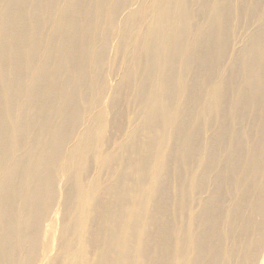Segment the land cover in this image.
I'll return each mask as SVG.
<instances>
[{
  "label": "bare ground",
  "instance_id": "1",
  "mask_svg": "<svg viewBox=\"0 0 264 264\" xmlns=\"http://www.w3.org/2000/svg\"><path fill=\"white\" fill-rule=\"evenodd\" d=\"M260 255L264 0H0V264Z\"/></svg>",
  "mask_w": 264,
  "mask_h": 264
},
{
  "label": "rangeland",
  "instance_id": "2",
  "mask_svg": "<svg viewBox=\"0 0 264 264\" xmlns=\"http://www.w3.org/2000/svg\"><path fill=\"white\" fill-rule=\"evenodd\" d=\"M258 264H262V255H260V259H258Z\"/></svg>",
  "mask_w": 264,
  "mask_h": 264
}]
</instances>
